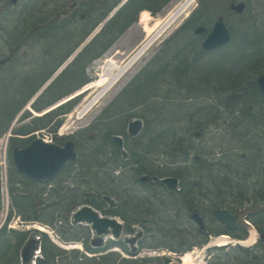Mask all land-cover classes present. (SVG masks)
Masks as SVG:
<instances>
[{"label": "trees", "instance_id": "16d2710c", "mask_svg": "<svg viewBox=\"0 0 264 264\" xmlns=\"http://www.w3.org/2000/svg\"><path fill=\"white\" fill-rule=\"evenodd\" d=\"M116 3L117 0H114L113 5ZM144 3H147V1L129 0L122 10L108 21L102 30L78 53L71 65H68L61 75L57 76L47 86L43 93L34 101V108L39 111L43 110L63 96L89 82V80H80L83 68L87 63L102 56L109 49L124 28L136 19L135 14L143 7L142 4ZM215 9L214 0H201L199 9L187 21L190 27L186 26L188 28L182 33L185 32V34L191 35L192 27L205 24V18L208 14L213 13ZM92 10H89V13L85 15V18H87L91 13L89 18L90 25L86 22V19L84 22L85 27H79V31H77L80 35L87 31V37L89 31L95 28L107 15L103 13L100 16H95L96 12L94 13ZM92 18L95 19L94 22H91ZM45 25H47L45 21L37 23L32 29L41 31ZM55 29L50 30V33ZM58 29L62 31V28ZM64 31L68 36L73 34L70 30ZM42 34L46 35V33ZM241 38V42L239 40L226 45L227 47L223 46L216 49L220 51L219 53L224 52L227 54V61L225 65L221 64L222 66L218 72L217 70L212 71L211 69L203 68V64L207 59L205 55L200 56L199 51L196 55H193L198 48V45L193 43L187 49H180L179 55H183V59L185 58L184 60L182 59V64L175 62L178 56L171 58L167 54L153 60L154 64L157 63L156 65L159 69L166 71L170 76L182 79L184 82L193 70L203 69L200 71L202 75H198V77L203 79L207 88L210 85L208 84L210 82L209 78L217 75V79L221 81V83H218L221 84V90L228 92L221 95L217 100L212 98L210 92L206 93L207 98L214 100V103L205 106L207 109H203L205 112L203 115L212 116L209 119V123L214 121V117L216 118L215 121L224 118V128H227L232 134V139L235 140L237 149L234 147L228 148L226 152L223 151L224 158H220L213 150L211 152L206 150V147L201 142L195 145L192 138L197 137V134L194 131L199 130L200 136V134H203L202 130H205L202 128L203 126L198 128V123L196 124L198 125L197 127H185L183 134H190V136L184 137L182 135L180 138L177 136L176 129H172L167 136L163 130H154L150 133V123H148L139 135L131 137L129 142H125L124 148L119 146L118 142L112 138V134L115 133L116 129H105L104 132L100 133L102 134V142L99 140L96 143L101 146L97 147L91 141L93 144L90 145V148L83 152L82 155L80 154L76 161H71L65 165L58 174L60 176L68 171V168L76 164V168L73 167V170L76 171L71 176L73 175V178H77V174H80V171L86 175L84 176V182L80 186L70 189V192L74 191L73 196H71L70 206L62 205L60 202L62 196H56L53 202L48 200L47 196L53 195L54 191H58L55 187L56 185H52L53 178L38 181L24 175V182H18V186L11 188L12 192L18 190V195L13 196V206L18 207V213L23 220L50 225L59 232L64 240L81 241L85 250L80 248L67 250L58 246L45 232L16 228L8 230L6 224L0 229V264H22L21 253L27 244L41 245L43 256L38 258L37 264H145L144 262L147 260H154L156 264H161L163 259L166 264L169 259L172 260L171 257H140L142 260H139L138 257H134L136 252H130L127 245L121 240H110L103 246L104 249H101L108 251L90 255L89 252L97 251L93 248L91 239H89L91 235L90 227H85L84 224H77L70 219L72 210L81 204H91L105 211V213L111 212L112 214L125 217L120 210V207L124 206L125 210L132 212V215L127 217L129 220L132 217L135 219V216L137 218V214L150 216L152 212L154 215L156 211L154 208L155 204L153 203L152 207L149 204L146 205V202L151 200L150 185L155 187L157 185L163 186L160 178L166 175H174L179 178L180 189H172L171 193L187 201L188 207L192 205L200 207L202 205L205 206V204L214 208L229 206L233 211L240 210L242 214L243 208L252 210V205L254 207V210L247 213V215L255 223L260 233L263 234L259 242L251 247L231 244L215 245L211 249L212 255L208 264H264V249L261 250L260 248L264 245V223L260 222L264 218V97L257 87L256 81L254 79L249 81L246 79V74L248 75L249 71L258 72L259 69L264 68V34H260L257 28H251L243 31ZM50 47L56 46L51 45ZM244 47L248 49H243ZM232 49H237L238 51L234 56L228 54ZM189 56L193 58L192 62L189 61ZM56 68L57 65L52 67L51 70ZM51 70L48 73H46L47 71L44 72L42 74V76L44 75L43 78L40 76L39 79L30 84L29 88H26V86L31 79L16 81L19 79V76H17L7 86H3L0 89V125L3 127V124L8 122L1 132L9 127V122L12 118L42 87L44 82L50 77ZM157 72L158 70L156 71L151 67L143 77L135 79L134 83L123 94L126 102L129 105L131 104L132 109L139 106L148 108V102H152L154 98L159 97L155 94L153 96L149 93L147 96L144 94L146 91L144 90L145 85H154ZM209 72L214 74L210 76ZM190 81L186 82L189 86L193 85L192 81ZM11 82H14L13 85H11ZM7 90H11L9 91L11 93L7 92ZM75 103L76 99L70 100L68 104L59 105L53 112L48 111L40 115L35 119L34 126L40 128L49 126L56 116L68 112ZM116 107L120 110L117 112L119 114L117 115L118 118L115 115H111L109 116V121H117L116 125L124 126L122 125L125 122L123 117H126L127 113L124 111V106ZM222 108L226 111L219 110L218 114H216V111ZM60 123L61 120L59 118L55 119L52 126L56 128ZM29 128V125L21 127L20 131H26ZM98 130L100 131V128ZM132 140L135 142L131 143L130 141ZM55 141L60 140L55 137ZM20 143L25 145L27 140H21ZM224 143L223 141L222 145ZM12 144H17V141ZM165 151L171 155L170 160L167 162L173 164V168L166 167L164 170L162 167L155 165V161L153 162L149 155L153 152L162 154ZM107 152L109 153L108 165L105 162L106 156H103ZM205 154H207V157L204 156ZM93 165L105 171L103 178H94V174L91 172ZM144 174H148V178L145 180L140 179ZM12 182L11 178V184ZM48 184H51L52 187L48 188ZM88 185H91L90 188L85 189L84 186ZM63 187L68 188L70 185L66 182L60 184V190L57 192L60 195L63 194ZM83 189L84 193L79 191ZM206 198H208V201H205ZM211 198L213 200H210ZM110 203L118 206H115L113 210H109L106 206ZM143 206H145L144 209H142ZM141 210L146 212H141V214ZM11 216L12 214L9 215L7 222ZM145 221L148 220L145 219ZM80 228H84V231L88 232L87 237L79 234L78 229ZM222 228L227 231L225 226H222ZM222 228L213 230V228L208 229L206 227L203 231L200 229L198 231L194 230L195 240H190L191 236H189L186 241L184 240L183 245H168V247L174 251L183 252L194 245L205 244L211 234L225 233ZM71 229L76 230L71 232ZM229 233L241 239L247 237V231L244 229L239 234L234 231ZM37 234L41 236L40 240L36 239ZM115 246L122 247L131 256H122L120 252L114 250L109 251L110 248ZM66 253L71 255V260L66 259L69 257L68 255L67 257L63 256Z\"/></svg>", "mask_w": 264, "mask_h": 264}, {"label": "rangeland", "instance_id": "374dc122", "mask_svg": "<svg viewBox=\"0 0 264 264\" xmlns=\"http://www.w3.org/2000/svg\"><path fill=\"white\" fill-rule=\"evenodd\" d=\"M146 1L151 5L158 2L156 0ZM214 1L216 9L205 18V25L208 24L207 26L211 27L214 21L217 20L219 16H222L232 31L233 37L230 43H234L239 40L241 42L242 32L251 28H257L260 34H264V0H244L247 2V8L243 13H236L228 8V4L234 0ZM113 2L114 0H0V89L3 88V86H7V84L17 76H19V79L16 81L31 79L26 86V88H29L30 84L39 79L40 76H42V74H44V72L52 66V64V67L57 65L56 69L51 70V67L46 72L48 73L51 70V75L46 80L48 86L55 78H57V76L61 75L62 71L68 65H71L77 54L91 41L92 38L90 40H85L87 31L82 35L77 32L79 31V27H85L84 22L86 19V22L90 25L89 18L91 13L87 18H85V15L89 13L88 11L93 9L92 12H96L95 16H100L103 13L107 14L105 17L106 19L103 18V21L89 31L88 35L91 33L97 34L100 30H102L108 21H110L122 10L129 0H117L115 5H113ZM182 2H185V0H168L162 9H159V11L155 13L152 12L151 8H145L143 10L140 9L135 14L136 19L124 28L120 35L113 41L109 49L105 51L102 56L96 58L92 62L90 61V63H87L80 74V80H89L91 82L97 79L103 71L104 62L108 57H116L117 59L122 60L123 58L129 56L132 51L142 43L146 37L143 21L141 20L145 10L150 13L152 19L164 17L171 10L175 8L177 9ZM73 3L78 5L77 9L74 8L76 11H70V7L72 8ZM200 4L201 0H194L193 4L189 8V14L186 17L184 14L181 15L178 18V21L174 24L173 28L164 37L155 42V44H153L143 57L130 69V71L124 75L123 78L86 115L80 117L79 113L82 106L88 101V99L94 96L96 88L93 87L86 88L79 93L77 89L40 111L34 108L33 101L31 100L32 98H30L29 101H27L15 115V117L12 118L9 122V127L5 131L1 132L8 122L7 124H3V127L0 125V229L7 224L8 229L18 228L22 230L37 228L39 230L37 224L43 225L49 231L47 234L58 246L67 250L72 248L85 250L84 244L81 241H66L61 237L57 230L53 233V231H51V229L42 222L35 223L25 221L22 219V216L19 215L18 208L16 207L13 209V196L18 195V190L12 192L11 188L13 186L14 188L15 186H18V182H24V173L20 172L16 168L15 163L13 162L10 146L13 136L18 133L22 132L21 134L32 135L31 133L33 132H39L38 134H33L47 138L50 141L54 140V137L57 136V139L60 140L58 143L61 144L64 143L63 140L67 137H71L75 139L77 143V152L80 156V154L82 155L83 152H86L93 143L94 145H97V147L101 146L96 143L99 140L102 142V134L100 133L104 132L105 129H116L115 131H118V129L123 128L121 125H116L117 121L110 122L109 116L119 115L117 112L120 110L117 109L116 106H124V111L127 113V116L123 117L125 122L122 124L125 126L123 128L125 131L123 133L125 142H129V140H131L130 138L133 137L128 132L130 120L134 118H141L146 126L150 123V133L154 130H163L166 132L167 136L172 129H176L175 131L177 132V136L179 138L183 135L185 127H197L198 125L196 124L198 123V128L203 126L202 128L205 130L202 135L200 134L201 137L199 136V130L194 131L197 134V137L195 136L192 138L195 142L194 144L198 145L201 142L202 145L206 147V150H209V152L213 150L218 156H220V158H224L225 155L223 154V151L226 152L228 148H238L235 140L232 139V134H230L227 128H224V118L215 121L216 118L214 117V121L209 123V119H211L210 117L212 116L209 117L203 115L205 113L203 109H207L205 106L214 103V100L219 99L221 95L228 92L221 90V84H218L221 83V81L217 79V75L212 76L214 73L209 72V75L212 77L209 78L210 82L208 84L210 85H208L207 88L204 85L203 79L198 77V75H202V72H200L203 70L202 67V70H193L192 73L189 74L188 78H184V82L182 79L170 76V74L166 73V71L159 69L156 65L157 63L154 64L153 61L160 58L164 54H167L168 57L171 58L178 56L175 62L182 64V61L185 58L183 59V55H179L180 49H187L193 43L194 45H198V48L194 51L193 55H196L199 51V54H201L200 56L205 55V58L207 59L203 64V68L211 69L212 71L217 70L218 72L221 66L225 65L227 61L226 53H219V50L205 51L203 49L202 41L205 34L195 33L197 26L192 27L191 35L185 34V32L182 33L186 28H188L186 27L189 26V22L187 23V21L199 9ZM95 19L91 20V22H94ZM44 21L47 25H45L43 30L39 31L37 29H32L34 25L41 22L43 23ZM53 28L56 29L50 33V30ZM58 28H62V31ZM64 30H70L73 34L68 36ZM42 33H46V35H43ZM83 43L84 45H82ZM51 45H55L56 47H52V49L50 47ZM247 47H244L243 49H248L249 47ZM78 48L79 52H76ZM237 53V49H232L228 52V54L233 56ZM192 60L193 58L189 56V61L192 62ZM151 67H153L156 71L158 70L156 74V81L154 85H145V89L143 88L146 90L144 94H146V96L148 93L152 96L155 94L159 97L154 98L152 102H148V108L139 106L132 109L130 106L131 104L129 105L126 102L123 94L130 88L128 86L132 81L143 77ZM261 72H264L263 67L259 69L258 72H255L254 70L249 71L248 75L246 74V79L248 81L253 79L256 81ZM190 80L193 85L189 86L186 82ZM13 83L14 82H11V85H13ZM43 88L44 85H42L40 90ZM64 88L66 89V87ZM9 91L11 90H7V92ZM208 92L212 94L211 96L214 100L207 98L206 93ZM72 97H75L74 99H76V103L68 112L56 116L47 127L40 128L34 126V121L40 114L48 111L53 112V108H58L57 106L60 104H68V100ZM219 110L226 111L224 108L218 109L216 114H218L217 112H219ZM58 118L61 120V123L55 128L52 125L55 119ZM28 125L30 126L29 129L26 131H20L21 127ZM98 128H100V131ZM186 136H190V134L184 135V137ZM91 141H93V143ZM223 141L225 143L222 145ZM130 142L133 143L135 141L132 140ZM167 153L169 152L165 151L162 154L153 152L149 156L153 162L155 161V165H158L165 170L166 167L173 168V164L167 162L171 158V155ZM103 156H106L105 162H107L108 165L109 153H104ZM75 165L68 168V171L64 172L60 176H56L52 181V185H56L55 187L58 191H54L53 195L50 194L47 196L50 202H53L56 196H62L60 201L62 205H71V196H73L72 194L74 191L72 190L70 192V189H75L80 186L84 182V176H86L84 175V172L80 171V174L76 173L77 178H73V175L71 176V174L76 171L73 170ZM91 172H93L92 174H94L95 179H101L105 175V171L103 169L101 170L100 168H96L94 165L91 167ZM11 178L13 180L12 184ZM64 182L68 183L70 187H63V194L60 195L57 192L60 190V184ZM52 185L48 184L47 186L50 188ZM90 186L91 185L86 187L84 186V188L87 189L90 188ZM150 188L151 191H149V193L152 201L150 200V202H146V205L149 204L152 207L153 203L155 204L154 208L156 211L154 212V215L151 212L150 216H144L141 212L146 211L141 210L140 213L142 215L137 214L138 220L133 219V217L129 220L127 216L123 217L122 215L112 214L111 212L105 213V211L100 210L102 214L116 216L121 222H123V232L118 240L125 243L130 252H137L135 256H138L139 260H142L140 257L156 258L159 256L162 258H172V260L169 259L166 264H208L212 255L211 249L215 245L222 240H225V242L228 243H237L240 240L222 228V226L224 227L225 225L214 215V207H209L207 204H205V206H198L201 214L204 215L206 219L208 229L213 228V230H217L222 228L223 232L227 233H219L217 235L211 234L205 244L194 245L189 250H185L192 252L190 255V261L185 262L181 257L185 251L179 253L170 249L168 245H183L184 240L186 241L189 236H191L190 240H195L194 230L198 231L199 225L191 217L193 205L188 207L187 201H184L182 197L173 195V193H171V189H169L166 185L157 187L150 185ZM76 191L78 190L76 189ZM79 191L84 193V189ZM210 200L213 199L211 198ZM205 201H208V198H206ZM115 206L117 207L118 205L110 203L106 206V208L113 210ZM225 207L229 208V206ZM76 208H74L72 212H74ZM144 208L145 206H143L142 209ZM253 208L254 207L252 205V210H254ZM121 209L123 210L124 207ZM243 210V214L240 217V224L238 226L239 229L233 231L239 234L243 229L246 230L248 238L242 240L244 242L241 244L244 246H253L260 240V231L247 215V213L252 210H245V208H243ZM10 214H12V216L7 222ZM71 215L72 213L70 214V218L72 217ZM145 219L148 221H145ZM85 227L87 226L85 225ZM75 230L76 229H71V232H75ZM78 230L79 234L85 235L86 237L88 236V232L84 231V228H80ZM224 235L225 237H222ZM96 237L97 234L92 230L89 239H91V244L97 251L90 253L100 254L108 251L101 250L104 249L101 248V246L96 247L99 246L93 241ZM9 238L11 239V237ZM106 238L107 240L110 239V235H107ZM253 238H255V241H252ZM119 252H121L122 256H124L123 254L128 255V252L122 247H120ZM67 255V253L63 254L64 257H67ZM68 256L69 257L66 259L71 260V255ZM146 262L144 263L156 264V261L154 260H147ZM21 263L27 264L26 262ZM161 264H165L164 259L161 261Z\"/></svg>", "mask_w": 264, "mask_h": 264}, {"label": "water", "instance_id": "95a60500", "mask_svg": "<svg viewBox=\"0 0 264 264\" xmlns=\"http://www.w3.org/2000/svg\"><path fill=\"white\" fill-rule=\"evenodd\" d=\"M237 13H242L246 8L244 1L233 2L230 5ZM205 25H200L195 29L197 34L204 32ZM232 39V32L229 26L225 23L223 17H219L213 24L209 34L203 40V48L207 51L213 50L217 47L228 44ZM84 45V44H83ZM257 85L264 96V74L257 78ZM143 123L140 118L133 119L129 123V131L131 134L136 135L142 130ZM122 145L123 139L121 136H114ZM13 157L19 171L25 173L30 178L44 180L55 176L61 168L69 160H76L77 152L75 150V142L68 140L64 145H58L52 142H46L41 138H35L30 144L24 147H15L13 150ZM147 175L142 176L146 179ZM163 181L170 187L176 188L178 186V178L166 177ZM215 216L221 221L226 223L228 229H235L237 227V219L239 213L233 212L226 207H217L214 210ZM192 218L198 223L201 229L205 228V220L199 210L195 209L192 213ZM74 219L82 222L86 221L92 224V227L97 230L101 235L108 233L110 227L115 236H119L122 230V223L115 217L103 216L93 206L86 204L79 208L74 213ZM95 244H103V238L98 237ZM33 254L31 245H27L22 252L23 261H28Z\"/></svg>", "mask_w": 264, "mask_h": 264}, {"label": "bare ground", "instance_id": "6f19581e", "mask_svg": "<svg viewBox=\"0 0 264 264\" xmlns=\"http://www.w3.org/2000/svg\"><path fill=\"white\" fill-rule=\"evenodd\" d=\"M193 1L194 0H185V2H182L177 9L175 8V9L171 10L164 17H158V18L152 19L150 13H148L147 10L144 11V13L141 17V20L143 21V26H144V30L146 32V37L142 41V43L136 49H134L129 56H127L126 58H123L122 60H119L116 57H108L104 62L103 71L101 72L100 76L97 79L85 84L83 87L78 89V93H79L80 91H83L86 88H90V87L96 88V92L94 93V96L89 98L88 101L82 106V109L79 113L80 117L89 113L94 108V106H96L99 103V101H101V99L143 57V55L153 46V44H155V42H157L162 37H164L173 28L174 24L178 21V18L181 15L184 14L186 17L189 14V8L193 4ZM151 19H152V21H151ZM133 83H134V81H132L128 87H130ZM43 85H44V88H47V82L46 81L44 82ZM142 123H143V129H144L146 125H145L144 121ZM124 127L125 126H123V128ZM123 128L118 130V131H115L114 134H116V136L117 135H123V133L125 132L123 130ZM202 132L204 133V130ZM184 135L185 134H183V136ZM124 146H125V143H124ZM124 146H123V148H124ZM204 156L207 157V154H205ZM142 180H145V179H142ZM160 180L162 181V183L164 185L163 179L160 178ZM157 186H160V185H157ZM14 208H16V206H13V209ZM121 208L122 207H120V210H121L122 214H124L125 216L129 217L132 215V212L125 210V207L123 210ZM134 218H135V220H138V218H136V216ZM260 222L264 223V218H262L260 220ZM37 227L40 229L46 230V228L43 225L37 224ZM10 229H12V228H10ZM10 229H8V230H10ZM222 237H225V235ZM254 239L255 238H253L252 241ZM242 242H244V241H242ZM224 243H227V242H225V240H222L218 244H224ZM70 247H72V246H70ZM260 248H261V250H263L264 245H262ZM191 253L192 252H186L185 254L182 255V259L185 262L190 261Z\"/></svg>", "mask_w": 264, "mask_h": 264}, {"label": "flooded vegetation", "instance_id": "af4514ba", "mask_svg": "<svg viewBox=\"0 0 264 264\" xmlns=\"http://www.w3.org/2000/svg\"><path fill=\"white\" fill-rule=\"evenodd\" d=\"M156 1H158L157 3H155V4H149L148 2L147 3H144V4H142V8H141V10H143V9H145V8H151V10H152V12L153 13H155V12H157V11H159V9H162L163 8V6H164V4L168 1V0H156ZM161 1V2H160ZM78 3V2H77ZM77 7H78V5L76 4V3H73L72 4V8L70 7V11H76V10H74V8L75 9H77ZM89 12V11H88ZM115 135V134H114ZM115 141H117L114 137H112ZM20 140H23V139H20ZM57 143H58V141H56ZM64 143H65V141H64ZM124 143H125V140H124ZM59 144H61V143H59ZM63 144V143H62ZM18 145H23V144H21V143H18ZM76 145H77V143L75 142V147H76Z\"/></svg>", "mask_w": 264, "mask_h": 264}, {"label": "built area", "instance_id": "2783aa9c", "mask_svg": "<svg viewBox=\"0 0 264 264\" xmlns=\"http://www.w3.org/2000/svg\"><path fill=\"white\" fill-rule=\"evenodd\" d=\"M34 262H35V260H34Z\"/></svg>", "mask_w": 264, "mask_h": 264}]
</instances>
